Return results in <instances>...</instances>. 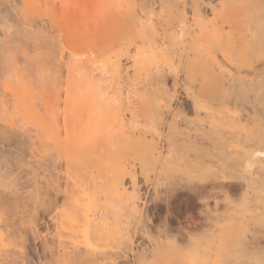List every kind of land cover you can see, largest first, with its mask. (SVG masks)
<instances>
[{
  "label": "bare ground",
  "instance_id": "1",
  "mask_svg": "<svg viewBox=\"0 0 264 264\" xmlns=\"http://www.w3.org/2000/svg\"><path fill=\"white\" fill-rule=\"evenodd\" d=\"M0 264H264V0H0Z\"/></svg>",
  "mask_w": 264,
  "mask_h": 264
}]
</instances>
